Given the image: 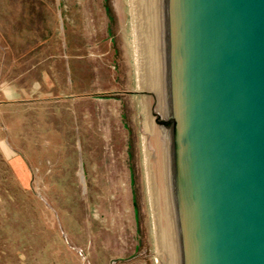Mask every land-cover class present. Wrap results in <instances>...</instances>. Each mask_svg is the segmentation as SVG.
<instances>
[{"label":"rangeland","instance_id":"1","mask_svg":"<svg viewBox=\"0 0 264 264\" xmlns=\"http://www.w3.org/2000/svg\"><path fill=\"white\" fill-rule=\"evenodd\" d=\"M7 5L22 9L0 17V264H182L139 0ZM44 58L48 74L25 63Z\"/></svg>","mask_w":264,"mask_h":264},{"label":"water","instance_id":"2","mask_svg":"<svg viewBox=\"0 0 264 264\" xmlns=\"http://www.w3.org/2000/svg\"><path fill=\"white\" fill-rule=\"evenodd\" d=\"M182 264H264V0H139Z\"/></svg>","mask_w":264,"mask_h":264},{"label":"crops","instance_id":"3","mask_svg":"<svg viewBox=\"0 0 264 264\" xmlns=\"http://www.w3.org/2000/svg\"><path fill=\"white\" fill-rule=\"evenodd\" d=\"M16 6V7H15ZM22 9V7H21V5L19 6V5H14V7L13 6H10V5H7V7H5V8H0V10H1V13H0V17H1V15H2V13L5 11V15L6 16H11V20H13V18H16V16H19L20 17V13H17V10H21ZM9 10V12L7 13L6 11H8ZM11 10H14V11H16L15 13H11L10 11ZM0 22H1V25H5V23H4V21H2L1 19H0ZM6 26V25H5ZM14 31V33H15V30L17 29V26H11V27H8V31L7 30H5L4 32H5V34L6 33H8L9 31H12L11 29ZM9 34V33H8ZM0 40L2 41V34H0ZM17 40V39H16ZM14 42H16V41H14ZM35 59H31L30 60V62H28V59H26V65L28 64L29 66L30 65H37V66H39V72L40 73H43V74H48V69H52L51 67L50 68H48V66H49V63H48V61L46 60V58H44V60H42V61H39V60H37L36 62L34 61ZM13 62H12V60H10L9 61V65H8V67H11V70L10 71H14L13 69L15 68V67H17V64H15V65H10V64H12ZM33 63H35V64H33ZM38 63V64H37ZM27 65V66H28ZM57 71L59 72V73H61V72H63V69H64V66L61 64V63H57ZM42 82H43V84H44V86L41 88L42 90H44L42 93L43 94H45L46 93V89H47V79H45V78H43V80H42ZM8 89H6L5 90V97L6 98H9V99H11L12 97H14V95H15V92L12 90V91H7Z\"/></svg>","mask_w":264,"mask_h":264},{"label":"bare ground","instance_id":"4","mask_svg":"<svg viewBox=\"0 0 264 264\" xmlns=\"http://www.w3.org/2000/svg\"><path fill=\"white\" fill-rule=\"evenodd\" d=\"M136 48H137V47H136ZM135 52H136V51H135ZM135 54H136V53H135ZM137 54H138V53H137ZM137 56H138V55H137ZM138 57L140 58V56H138ZM136 58H137V57H136ZM136 58H135V59H136ZM135 61H136V60H135ZM138 61H139V60H138V58H137V63H138ZM141 61H142V58H141ZM139 62H140V61H139ZM139 64H140V63H138L137 65H138V68L140 69ZM137 87H138V86H137ZM139 88L142 89L140 86H139ZM116 185H117V184H116ZM149 186H150V185H149V183H148V187H149ZM116 187H117V186H115V189H117ZM119 188H120V187H119ZM117 191H118V190H117ZM154 207H155V206H154ZM155 211H156V210H155ZM155 213H156V212H155ZM155 213H154V215H155ZM118 214H119V213H118ZM121 214H122V213H121ZM156 214H157V213H156ZM116 217H117V215H116ZM155 217H158V218H159V215H158V216H155ZM173 217H174V216H173ZM121 218H122V217L119 218V216H118V218H117L118 221L115 219L116 222L114 221V222L112 223L113 227H116V225H117L119 222L122 221ZM156 219H157V218H156ZM155 221H156V220H155ZM121 223H122V222H121ZM156 223H158V222H155V224H156ZM158 224H159V223H158ZM175 226H176V224H175ZM156 228H157V227H156ZM174 231H176V230H174ZM176 232H177V231H176ZM176 232H175V233H176ZM158 234H159V233H158ZM175 235H176V234H175ZM156 237H158V236H156ZM176 237H177V235H176ZM177 244H178V243H177ZM178 247H179V246H178ZM162 261H163V256H162V254H160V259H157L156 262L159 263V264H163Z\"/></svg>","mask_w":264,"mask_h":264}]
</instances>
